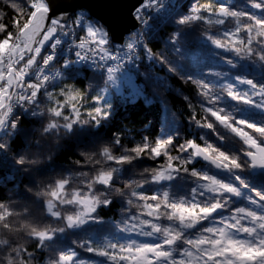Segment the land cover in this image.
Here are the masks:
<instances>
[{
	"label": "snow or ice",
	"instance_id": "obj_1",
	"mask_svg": "<svg viewBox=\"0 0 264 264\" xmlns=\"http://www.w3.org/2000/svg\"><path fill=\"white\" fill-rule=\"evenodd\" d=\"M0 264H264V0H0Z\"/></svg>",
	"mask_w": 264,
	"mask_h": 264
},
{
	"label": "trees",
	"instance_id": "obj_2",
	"mask_svg": "<svg viewBox=\"0 0 264 264\" xmlns=\"http://www.w3.org/2000/svg\"><path fill=\"white\" fill-rule=\"evenodd\" d=\"M182 4H186L188 0H180ZM237 4H242L243 0H236ZM174 86H179V81L173 82ZM184 90L186 93H190L191 89L184 85ZM170 101L173 105L179 106L182 101L179 97L175 95L169 96ZM162 118L161 113L158 111V108L156 106H152L150 109H136L131 112V115L129 118L125 121L123 120L122 116L118 117L114 127L119 129H125V127L128 129V135L126 136V142L127 140L131 139L132 137H135L138 141L140 139L141 134L144 135H152L156 136L159 133V120ZM145 119L152 120L151 128H149L147 131L141 126L142 123L145 121ZM74 158L72 157L71 153H63L58 155L57 157V163L67 166L69 163V159ZM149 164L151 161L148 162ZM106 218L108 217H119V211L117 209H113L112 211L106 212Z\"/></svg>",
	"mask_w": 264,
	"mask_h": 264
},
{
	"label": "water",
	"instance_id": "obj_3",
	"mask_svg": "<svg viewBox=\"0 0 264 264\" xmlns=\"http://www.w3.org/2000/svg\"><path fill=\"white\" fill-rule=\"evenodd\" d=\"M92 6V10L105 19H112L119 9H127L134 0H79Z\"/></svg>",
	"mask_w": 264,
	"mask_h": 264
}]
</instances>
